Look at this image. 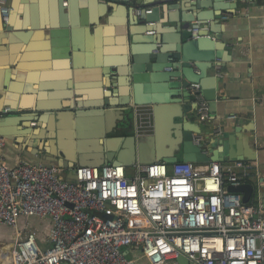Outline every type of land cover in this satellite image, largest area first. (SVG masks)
I'll return each mask as SVG.
<instances>
[{"label":"crops","instance_id":"1","mask_svg":"<svg viewBox=\"0 0 264 264\" xmlns=\"http://www.w3.org/2000/svg\"><path fill=\"white\" fill-rule=\"evenodd\" d=\"M237 3V9L224 13L229 19L221 20L224 34L217 45L225 43V48H220L223 58L216 59L205 71V85L200 84L208 101L217 96L210 105L214 121H199L192 96L183 99L178 107L187 108L186 126L194 131V137L203 136L202 142L217 138L220 145H228L231 156L238 157L221 162L224 170L236 161L247 163V181L254 190L256 184L258 203L264 205V198L260 199L258 194L264 176V0ZM9 6L13 7V15L8 24L22 30L7 32L0 12V138L6 142L2 153L4 165L14 169L22 162L31 163L29 153L37 152V147L49 160L59 158L61 152L76 158L81 151L96 156L105 149L112 150L115 156L121 155L125 161L129 159L130 135L115 133L103 140L96 137L113 128L122 117L116 112L126 109L119 104L129 100V90L120 93L116 85L108 87L110 76L104 65L106 59H111L124 70L130 69L131 31L141 28L135 25L137 8L123 0H11ZM153 8L151 4L139 7ZM175 26L172 24V29L178 32ZM181 35L183 42L187 41L190 29ZM194 71L200 74L197 67ZM112 90L118 92L110 96ZM43 109L47 112H41ZM70 110L73 118L67 116L66 122L58 125L57 115ZM232 116L235 119H230ZM152 121L153 130L144 137L154 132L153 113ZM181 122L182 119L176 120ZM172 128L173 122L165 120L159 153L164 158L175 156L181 162L182 152L171 148L175 141L171 139ZM133 135L138 137L135 128ZM63 158L61 164L72 165ZM159 162L162 161L155 163ZM135 165H124L128 175ZM61 169L68 180V170ZM18 227L36 233L43 249L50 246L49 219L22 218ZM15 235V228L0 225V264H10ZM138 264L149 263L144 259Z\"/></svg>","mask_w":264,"mask_h":264},{"label":"built area","instance_id":"2","mask_svg":"<svg viewBox=\"0 0 264 264\" xmlns=\"http://www.w3.org/2000/svg\"><path fill=\"white\" fill-rule=\"evenodd\" d=\"M10 1L0 0L5 24ZM202 26L192 23L191 38ZM189 89L199 121L213 122L201 85ZM134 121L138 137L152 132L149 107L134 108ZM5 145L0 138V225L16 229L10 264H179L180 255L194 264H264V205L244 204L228 191L251 184L244 161L227 170L220 162L136 164L132 176L122 164L81 166L70 181L58 166L22 162L8 169ZM22 218L50 220L47 249L18 227Z\"/></svg>","mask_w":264,"mask_h":264},{"label":"water","instance_id":"3","mask_svg":"<svg viewBox=\"0 0 264 264\" xmlns=\"http://www.w3.org/2000/svg\"><path fill=\"white\" fill-rule=\"evenodd\" d=\"M123 1L129 2L134 8H139L145 4H151L154 8L151 9L150 14H147L145 12L147 9H144V13L136 17L135 25L141 28L131 31L128 58L130 69L124 70L122 65H115L111 59L105 61L104 68L110 76L108 87L114 84L120 93L129 90L130 95L129 100L127 99L128 102L124 100L125 102L119 104L121 108L126 109L119 112L115 111L122 117L117 119L113 128L111 127V130L105 135L102 134L96 138L103 140L107 136H114L115 133L130 135L132 148L130 146L131 155L129 159L125 161L121 155L115 156L112 150L105 149L104 153L96 156H90L81 151L78 152L76 158L61 152L59 158L54 155L57 159L49 160L41 155L37 147V152L29 153L30 162L43 166L57 165L68 170L67 177L70 181L75 180V169L81 166L102 167L111 163L131 167L136 163L153 164L158 161L168 165L176 164L179 162L177 157L164 158L159 153L160 135L165 120L173 122L171 139L175 141L171 148H174L176 152H182L181 162L199 164L237 160V156H231L228 145L224 142H221L222 145H220L217 138L210 142H201V144L195 145L193 142L195 133L186 126L187 108L182 107L181 110L178 106L181 105L183 99L191 96L188 90L190 85L197 83L204 86L202 80L205 78V71L216 59L223 58L220 48L222 45L225 48V43L217 45L218 42L222 41L224 34V31H221V20L224 19V13L227 10L237 9L238 0ZM12 10L13 7H10L9 17L13 15ZM195 21L203 23L202 29L198 32V38L190 37L183 42L181 32L189 30ZM172 24H176L175 29L178 32H174ZM5 30L12 33L22 29H14L11 25L5 24ZM150 32H154V34H148ZM195 67L200 70V74L194 71ZM111 77L116 79L112 80ZM117 92L112 90L110 96H114ZM216 99V94L209 98L210 105ZM106 105L109 106L107 102ZM143 106L152 109L155 122L154 132L148 137H135L133 135L135 128L134 108ZM41 112L46 113L47 110L43 109ZM15 113L12 112L11 114ZM22 113L18 114L21 115ZM36 113L39 119L38 111ZM70 113L72 114L73 110L58 114V125L65 123L67 116L73 118ZM177 119H182V122L176 123ZM27 122H31L30 119H27ZM110 123H108L109 126ZM224 138L225 136L222 139ZM128 153L129 149L126 148L124 154L127 155ZM49 156L52 157V154ZM62 156L65 157L63 158L66 159L65 161L72 163V165L61 164ZM228 191L242 195L244 204H249L255 194L254 186L248 183L237 187L229 186ZM258 194L260 199L264 198V188H260ZM177 262L179 264H194L183 255L177 258Z\"/></svg>","mask_w":264,"mask_h":264},{"label":"rangeland","instance_id":"4","mask_svg":"<svg viewBox=\"0 0 264 264\" xmlns=\"http://www.w3.org/2000/svg\"><path fill=\"white\" fill-rule=\"evenodd\" d=\"M134 174H135V169H133V167H132L130 169V175L132 176ZM254 185H255V194L253 196L252 203L257 204L259 202V199H258V195H257L256 184H254ZM3 227H7V226L3 225ZM5 244H9V242H7ZM128 258L131 259V256H129Z\"/></svg>","mask_w":264,"mask_h":264},{"label":"bare ground","instance_id":"5","mask_svg":"<svg viewBox=\"0 0 264 264\" xmlns=\"http://www.w3.org/2000/svg\"><path fill=\"white\" fill-rule=\"evenodd\" d=\"M137 9H139V8H137ZM141 16V15H140ZM137 17H139V16H137Z\"/></svg>","mask_w":264,"mask_h":264}]
</instances>
